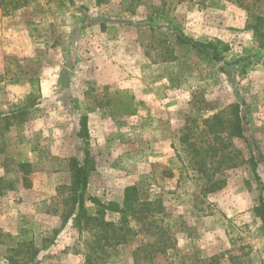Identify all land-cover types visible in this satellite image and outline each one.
Listing matches in <instances>:
<instances>
[{
  "label": "rangeland",
  "instance_id": "obj_1",
  "mask_svg": "<svg viewBox=\"0 0 264 264\" xmlns=\"http://www.w3.org/2000/svg\"><path fill=\"white\" fill-rule=\"evenodd\" d=\"M262 197L264 0H0V264H264Z\"/></svg>",
  "mask_w": 264,
  "mask_h": 264
},
{
  "label": "trees",
  "instance_id": "obj_2",
  "mask_svg": "<svg viewBox=\"0 0 264 264\" xmlns=\"http://www.w3.org/2000/svg\"><path fill=\"white\" fill-rule=\"evenodd\" d=\"M102 27L104 28L103 25ZM178 38L182 44L190 45L191 47L207 55H209L210 51H214L215 54L213 53V59L216 61H220L221 58L216 50V45L212 43L204 44L196 40L187 38L181 34L178 36ZM235 108H237L236 110H237V122H238V120L240 119V113H239L240 111L238 110V108L240 109V107L235 106ZM82 122H84V125H85L86 123L85 119ZM237 134L240 138L241 137L244 138L243 129L240 123L237 124ZM259 163L260 161L256 160L255 157L252 158V169L254 172H256L257 177H259L257 173V167ZM73 167H74L73 187L78 188L80 191L82 190V192L79 195L73 196V201H75V206L73 207V214L76 210H79L80 211V213L78 214L79 221H81V219L86 218V222H89L92 218L88 217V214L85 210L83 190L87 185L89 173L95 170V164H94L93 159L91 158V154L88 149L85 150L84 160L82 162L75 161L73 164ZM137 193H138V189L136 186L130 187L126 190V196H125L126 209H129V208L134 209L136 208V205L138 204L137 209H139V211H141L143 208H145L146 211L147 210L149 211L150 206L154 205V203L152 202L140 203V200L137 198ZM153 211L155 210L153 209ZM255 213L258 217H260L264 221V197H262L261 199V204L255 208ZM146 217L147 219L153 218V216H149L148 213ZM100 225L101 226L103 225L105 228H107L106 230L104 228H101L103 230L102 235H100L101 239L102 238L108 239V235L109 233H111L113 236L119 235V239L120 241H122L126 239L127 233L130 231V229L127 227L126 220H124V222L122 223V226L121 225L117 226L114 224L103 223V222H101ZM156 228L158 229L159 236H163V237L167 236L166 233H168V230L165 229L163 226H157ZM118 232H121V233H118ZM169 240L170 238H166V240H163L162 242H160V244H163V247H166ZM157 249L159 250L160 247H158ZM211 261L215 262V259H211Z\"/></svg>",
  "mask_w": 264,
  "mask_h": 264
}]
</instances>
